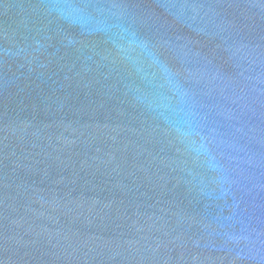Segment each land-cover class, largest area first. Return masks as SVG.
<instances>
[{"label": "water", "instance_id": "obj_1", "mask_svg": "<svg viewBox=\"0 0 264 264\" xmlns=\"http://www.w3.org/2000/svg\"><path fill=\"white\" fill-rule=\"evenodd\" d=\"M0 264H264V0H0Z\"/></svg>", "mask_w": 264, "mask_h": 264}]
</instances>
